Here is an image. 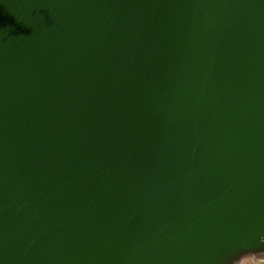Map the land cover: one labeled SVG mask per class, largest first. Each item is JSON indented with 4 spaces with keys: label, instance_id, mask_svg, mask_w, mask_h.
<instances>
[{
    "label": "water",
    "instance_id": "obj_1",
    "mask_svg": "<svg viewBox=\"0 0 264 264\" xmlns=\"http://www.w3.org/2000/svg\"><path fill=\"white\" fill-rule=\"evenodd\" d=\"M264 253V0H0V264Z\"/></svg>",
    "mask_w": 264,
    "mask_h": 264
},
{
    "label": "crops",
    "instance_id": "obj_2",
    "mask_svg": "<svg viewBox=\"0 0 264 264\" xmlns=\"http://www.w3.org/2000/svg\"><path fill=\"white\" fill-rule=\"evenodd\" d=\"M234 264H264V257H258L250 260L248 258L241 257Z\"/></svg>",
    "mask_w": 264,
    "mask_h": 264
},
{
    "label": "rangeland",
    "instance_id": "obj_3",
    "mask_svg": "<svg viewBox=\"0 0 264 264\" xmlns=\"http://www.w3.org/2000/svg\"><path fill=\"white\" fill-rule=\"evenodd\" d=\"M264 257V253H258V254H250V253H248V254H245L244 256H242V257H244V258H248V259H250V260H253L254 258H258V257Z\"/></svg>",
    "mask_w": 264,
    "mask_h": 264
}]
</instances>
